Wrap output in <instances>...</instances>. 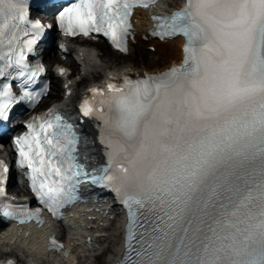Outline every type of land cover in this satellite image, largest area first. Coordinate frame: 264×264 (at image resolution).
<instances>
[{
  "label": "bare ground",
  "instance_id": "6f19581e",
  "mask_svg": "<svg viewBox=\"0 0 264 264\" xmlns=\"http://www.w3.org/2000/svg\"><path fill=\"white\" fill-rule=\"evenodd\" d=\"M179 0H164L161 3V9L165 7H170L173 5H178ZM146 10L141 11L139 13L140 17V29H143L144 22L148 19V15L145 13ZM139 43L137 44H154L156 49L164 55L166 60L169 61H179L182 58V38L172 39V40H164L158 41L156 39H149L147 42L143 39L139 38ZM98 44H89L86 46H82L78 49L77 56L80 59L81 63L79 64L82 66V69L85 70L86 77L94 76L96 74H100L103 70H113L114 69V61L115 59L121 57V53L109 49L106 47L105 50H101V52L97 51ZM134 46V45H133ZM136 47V45H135ZM54 59H51L53 61ZM72 67H75L73 63H70ZM152 63H147L145 61L141 62V65L138 66L136 70L143 71L149 69L151 71H155L157 67H152ZM133 66L127 64L121 68H119L118 72L123 70L131 71L133 70ZM80 75L81 72H80ZM81 77V76H80ZM82 80V79H81ZM84 80V79H83ZM83 80L81 82H83ZM73 82L78 83L77 78H73ZM79 88V85H77ZM59 92V91H58ZM57 92V93H58ZM63 107L68 109L71 108V104L66 101L62 103ZM89 127V126H88ZM90 128V127H89ZM92 140L95 139L94 135L89 133ZM88 143V150L92 153V156L95 158L100 157V153L97 147L94 144H89L88 140H85ZM80 215H77L78 218H74L70 221V230L66 232L65 238L69 241L70 244L74 247V253L72 256L63 257L60 253L54 252H45L42 244L41 239L45 230L37 231L32 227L26 228L25 230L21 228H17L10 231H5L0 233V250L8 251L16 249L20 257L24 261L34 262V261H41L45 262V264H84L82 258L83 257H90L96 254V251L99 249L100 246L104 245V252L108 251L111 247V234L107 231L100 233L101 231H90L89 234L92 235V243H84L82 240V236H84V229L89 228L95 224L94 221L86 219L88 214L86 212L80 211ZM112 213H108L106 218L98 219L99 222L107 224L109 221L110 215ZM48 229H56L55 225H48L46 228ZM107 230V229H106ZM118 250V249H117ZM109 259H112V256H109ZM82 260V261H81Z\"/></svg>",
  "mask_w": 264,
  "mask_h": 264
},
{
  "label": "rangeland",
  "instance_id": "374dc122",
  "mask_svg": "<svg viewBox=\"0 0 264 264\" xmlns=\"http://www.w3.org/2000/svg\"><path fill=\"white\" fill-rule=\"evenodd\" d=\"M100 44V43H99ZM100 47H98V52H101V50H105L106 47L104 45H99ZM139 48L134 50V54L131 55H122L121 57L115 59L114 61V68L118 69L122 66H125L127 64L132 65L133 67H138L141 65L142 61H145L147 63H152V67H157V66H166L169 62V59L166 60L164 58V55L161 54V52L158 50L152 51L149 50L147 48V45L138 46ZM68 61H64L63 63H66ZM51 63H50V67H51ZM105 71V70H103ZM96 76L97 79H100L102 74H96L94 75ZM91 77H87L85 79V82L82 83L81 87L83 88L84 86H86L90 81H91ZM61 95H62V90H60V93L57 97L55 98H48L47 99V104L52 103L53 101H59L61 99ZM111 233V239H112V244L110 249L107 252H104L103 254H101L100 256L94 258V257H89L84 263L86 264H109V256L112 254V252L117 248L119 241H120V225H118L117 223H114L113 227L110 230Z\"/></svg>",
  "mask_w": 264,
  "mask_h": 264
}]
</instances>
